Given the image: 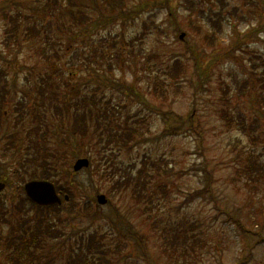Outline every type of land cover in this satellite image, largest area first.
Returning <instances> with one entry per match:
<instances>
[{
	"label": "rangeland",
	"instance_id": "obj_1",
	"mask_svg": "<svg viewBox=\"0 0 264 264\" xmlns=\"http://www.w3.org/2000/svg\"><path fill=\"white\" fill-rule=\"evenodd\" d=\"M92 4L109 21H100ZM70 10L88 18L77 23ZM154 81L166 88L160 96ZM131 85L140 96L126 91ZM95 104L109 108L99 119L129 116L137 135L130 145L102 147L106 133L94 145L90 128L81 137L68 133L69 112ZM31 137L45 146L41 154L60 157L65 170L57 183L76 203L47 215L49 228L59 231L47 246L55 264L92 247V232L105 240L110 250L101 254L111 264H149L160 253L159 263L174 264L161 250L167 242L159 230L177 220L199 224V235L189 236L199 238L198 255L178 264H264V0H0V264L11 228L36 220L29 199L16 208L27 198V178L18 174L30 166ZM81 147L98 159L91 172L73 171ZM105 159L118 169L104 167ZM44 160L37 156L38 169ZM127 175L148 180L144 192L154 206L143 209L128 189L113 187ZM207 177V191L194 194ZM98 193L106 203L96 201Z\"/></svg>",
	"mask_w": 264,
	"mask_h": 264
},
{
	"label": "trees",
	"instance_id": "obj_2",
	"mask_svg": "<svg viewBox=\"0 0 264 264\" xmlns=\"http://www.w3.org/2000/svg\"><path fill=\"white\" fill-rule=\"evenodd\" d=\"M106 1V0H104ZM96 3V0H95ZM191 3H194L191 1ZM93 7L98 12V18L100 21H109V18L104 16L100 8H96L94 4H92ZM112 4H108L110 6ZM70 15L74 20H77V23L85 22V20L88 18V15L81 11L77 10V12H73L70 10ZM84 20V21H83ZM175 23V22H174ZM16 24V22H15ZM50 21V25H51ZM36 28H29V31L27 32L28 35H32L34 32H36ZM204 38H208V34L205 35ZM47 45H49L50 41L46 40ZM41 54L47 53V47L41 48ZM193 57L195 59L194 63V69L197 73V75H200L201 70H198L199 67L197 66V55L194 51ZM176 61V60H175ZM177 62V61H176ZM175 65H172V68L176 67ZM178 64V63H177ZM182 66L179 67V70ZM165 70V69H164ZM171 77L174 79L175 76ZM163 81H154L153 89L154 91H159L158 96L163 94V91L166 89L165 86L163 89H160L157 85H161ZM54 90H52L53 93ZM126 91L136 94L137 96H140V93L138 89L131 85L130 87L126 88ZM67 96L64 98V108L65 111H69V108L67 107V104L70 106L71 103H66ZM85 102V100H84ZM54 103V102H53ZM78 105V104H77ZM57 108H60V105L55 106ZM72 115H71V114ZM68 123V133L71 135H78L81 137L89 128L91 129V140L94 145L97 144V140L101 139L103 136V133H106V142L104 143V146L112 144H117L121 146L130 145L131 136L135 137L137 136L135 134V128L134 127H128V121L127 118L129 116H124L119 119H99L100 116H105L104 118L109 117V108L102 105V107H99L95 104L94 107L91 106H77L72 109V111L69 112ZM230 118L232 116L228 114ZM178 117L181 116L179 114H176V122H178ZM188 117H192V112L190 111L188 113ZM107 122H106V121ZM168 120V116L166 118V121ZM236 120L238 121H244L243 116H236ZM192 121V118L189 120ZM45 132H47L45 130ZM142 134V133H141ZM39 136V135H38ZM45 138V137H42ZM30 143H27V147L30 148L32 151L28 153L26 162L30 161V166L26 167L19 177L21 179H29V178H44L49 179L52 182H54L57 191H61V196L63 197V194H68V199H63L62 204H51V205H38L30 201L31 207L34 208V214L33 217L36 219L33 223V227L30 228H11L10 234H7L3 238V244L1 247V253L5 256L7 261L2 264H32L35 262L41 264V260H46L45 263L52 262L55 264L54 257H49L47 255L48 251V243L49 241L53 240L54 238L59 236L58 228L52 229L49 228V223L46 222L47 215L50 213L51 210L58 211L59 208L64 207L70 210V207L74 206L76 203L73 202V195L70 196V192L68 191V188H64V186L59 185L57 183L58 181V175L61 173H58L60 170L64 171L65 168H63L64 163L59 162L60 157H56V154L51 151H47L44 154H41V150L45 148V146L40 147L37 141H34L33 137L30 139ZM102 142V139L100 140V143ZM78 143L82 146V143L80 140ZM49 148H52L49 146ZM81 154H84L89 157L90 162H98V159L95 158V155H93L89 150H83L82 147L80 148ZM111 149V148H109ZM80 154V155H81ZM98 155L100 154V146L97 151ZM53 157H50V156ZM77 155V154H74ZM37 156L42 157L44 160V166L42 169H38V166L36 165ZM103 156L101 155V160ZM107 159H105L103 162L101 161V164H104V167H111L112 169H118L117 166H115L114 163L110 164V162H106ZM89 172H91V163L86 168ZM70 172V171H69ZM114 178L112 185L115 188L118 189H128L131 192L132 197L137 202H144L143 209L146 207H149L146 203L152 202L153 206L155 203L153 202L154 199L152 196H148L146 192V184L148 183L147 179H140L135 178L134 181L130 182L128 180L127 176H122ZM209 179L207 177L206 179V187L204 190H200L195 192L194 194L202 195L204 192L207 191L208 185H209ZM156 196V193H155ZM28 200V198L21 197V200L16 204V208L18 209H24V201ZM91 208V202L88 199L84 200V206L83 211L84 213H88ZM149 209V208H147ZM77 210V209H76ZM144 211V210H143ZM6 212V205L3 203H0V216H3ZM5 219V218H4ZM4 222V221H3ZM23 222H20L22 224ZM198 223L194 221H186V220H177L175 224L172 225H165L160 228L159 234L162 236V238L167 242V244L163 245L161 250L166 253V256L168 260H170L174 264H178L180 261H189L191 258H188L189 254L192 252L194 256L198 255L199 249L198 246H195L198 244L199 238H196L194 240L189 241V236H198L199 233H197L198 229ZM130 228V227H129ZM129 232V229H128ZM202 231H200L201 235ZM131 234L139 236L142 240H144V235L142 233L137 232L136 230H131ZM91 237L95 238V244L92 247H79L74 252L72 256L66 257L63 264H111L110 258L106 255V253L101 254L105 251V248L108 250L109 247L107 244H105V240H103L100 236H96L95 232L91 233ZM145 241V240H144ZM100 244L104 246V248L99 247ZM142 247L145 246V244L141 245ZM201 247V246H200ZM202 248V247H201ZM179 252V253H178ZM160 253V252H159ZM161 254V253H160ZM160 254L153 256V261H151L149 264H161L158 260L160 258ZM162 255V254H161ZM199 257V256H198ZM198 257L195 259L198 261ZM163 264H166V262H163Z\"/></svg>",
	"mask_w": 264,
	"mask_h": 264
},
{
	"label": "water",
	"instance_id": "obj_3",
	"mask_svg": "<svg viewBox=\"0 0 264 264\" xmlns=\"http://www.w3.org/2000/svg\"><path fill=\"white\" fill-rule=\"evenodd\" d=\"M181 33L180 36H182ZM88 164V159L86 157H79L73 164L75 170L79 169L82 166ZM4 187V183L0 182V189ZM24 191L26 195L33 202L40 205H47L52 203H59L61 201L60 196L56 192L55 186L51 181L44 179H31L24 183ZM67 196H65L66 198ZM97 200L101 203L106 201L104 194H98Z\"/></svg>",
	"mask_w": 264,
	"mask_h": 264
}]
</instances>
